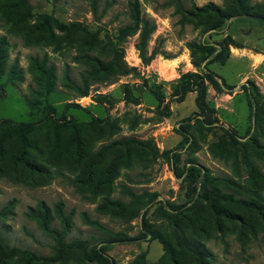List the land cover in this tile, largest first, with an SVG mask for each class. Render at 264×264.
I'll return each instance as SVG.
<instances>
[{
    "label": "rangeland",
    "instance_id": "1",
    "mask_svg": "<svg viewBox=\"0 0 264 264\" xmlns=\"http://www.w3.org/2000/svg\"><path fill=\"white\" fill-rule=\"evenodd\" d=\"M96 1L92 8L88 0H27L30 16H24L13 1L0 0V38L6 43L0 77V121L39 124L51 118L56 123H76L84 127L88 152L120 138L134 137L150 140L155 155L150 152L143 156L134 148L131 162L119 169L109 186L95 189L81 182L77 163H58L59 157L47 163L53 155L51 148L39 132L33 134L45 152L36 158L48 172L32 175L20 169L10 176L0 173V234L9 246L32 252L38 259L26 262L15 256L7 264H97L81 258L77 249L55 258L53 237L35 218L26 215L30 207L43 212L40 203L49 208L51 227L58 230L56 211L61 203L62 213L69 220L66 243L84 240L89 251L103 246L113 264H200L195 257L183 255L176 245V223L186 226V237L201 245L204 264H264V21L233 17L219 33L204 32L201 24L182 21L179 10L186 12L210 2L226 10L236 5L235 1L137 0L141 16L154 25L147 44L153 58L148 64L140 61L136 32L120 44L121 61L128 72L86 77L84 83L97 50L84 43L83 31L95 33L104 46L115 42V29L129 21L133 0ZM244 2L252 10L264 4V0ZM200 40L212 45L225 43L229 51L224 63L210 58L201 62L204 65L207 61L206 68L215 80L214 84L205 82V112L195 103L196 91L175 89L181 74L199 71L191 63L187 44ZM104 56L109 58L108 50ZM31 57L45 58L46 67L54 74L52 91L33 106L28 103L36 86L29 70ZM12 68L17 72L14 79L9 77ZM86 87L87 95L79 96V89ZM202 115L204 122L199 125L196 118ZM107 122H114L117 130L110 132ZM97 126L103 129L102 134ZM224 129L237 136L239 143L233 145ZM184 131L193 136L197 147L183 141ZM52 148L55 154V145ZM170 150L178 155V161L164 153ZM190 154L207 173L221 180L222 191L234 198H253L261 204L260 210L222 203L229 213L213 216L207 202L196 194L197 208L187 209V182L183 174L175 177L172 170L181 171ZM249 161L262 175L255 183L249 174ZM125 188L135 195H157L146 212V225L141 224L142 208L130 221L97 209L104 198L130 201ZM170 206H179V210ZM84 213L100 227L86 223ZM147 228L158 230L174 246L177 261L165 252L159 239L150 238ZM138 235L145 237L119 241L123 236Z\"/></svg>",
    "mask_w": 264,
    "mask_h": 264
},
{
    "label": "trees",
    "instance_id": "2",
    "mask_svg": "<svg viewBox=\"0 0 264 264\" xmlns=\"http://www.w3.org/2000/svg\"><path fill=\"white\" fill-rule=\"evenodd\" d=\"M13 1V5L20 9L24 16H30V6L27 0H10ZM91 7L94 8L96 5V0H88ZM235 4L233 7L223 10L212 2L202 5L201 7H194L186 12L179 10L181 15V20L184 22L201 24L203 31L216 32L219 33L222 27L227 24V21L231 18H255L258 21H264V4L263 6L257 7V9L252 8L244 2V0H233ZM129 21L124 25L118 26L115 29L114 36L115 42L109 41L108 45L104 46L93 32L84 30L85 36L83 37L84 43L88 47L97 50L96 55L92 56L90 62V72L89 76L83 77V82L86 83V77H98L101 74H109L115 71L117 74H125L128 72V68L123 63L122 60V47L120 44L125 40V38L131 34L137 32V40L135 43V49L137 50L138 57L142 64H148L153 58L154 54L147 52V44L150 34L154 30V25L148 20L143 18L140 14L138 8L137 0H133L129 4ZM44 19H46L44 17ZM75 27H81L80 24H73ZM60 28L67 29L64 24H59ZM80 29V28H79ZM81 30V29H80ZM82 31V30H81ZM82 39V40H83ZM5 40L0 38V77L3 74V59L5 57V49L3 48ZM190 49L191 63L199 71L198 72H185L180 75L179 82L176 84L175 89L182 92L196 91L195 103L201 112H205L206 102L204 101L206 84L209 82L211 84L215 83L213 78V72L206 68L207 61L204 65H201L203 60L210 58V60H218L224 63L229 55L227 44L216 43L215 45L206 42L205 40H200V42H190L187 44ZM108 50L109 58L104 56L105 51ZM196 53H202L203 55L197 58ZM29 70L32 73L33 81L36 84L35 88H32V94L34 95L28 103L33 106L39 104L41 97H46L50 94L53 89L54 84V74L51 68H47L45 64V58L39 60L36 57H31L29 59ZM17 76V72L12 68L9 71V77L14 79ZM224 84V81L221 80ZM245 86V85H244ZM245 88H247L245 86ZM249 89V88H248ZM79 96L87 95V87L84 89H79ZM68 105V104H67ZM255 116L258 114L255 112ZM198 119L199 125H203V117ZM106 126L110 132L116 131L117 126L114 122H107ZM98 132L103 133L101 126H97ZM39 134L46 139V143L49 148H51L52 156L49 155L47 158V163H53L56 157H59L60 161H67L71 165L77 163L79 165L78 176L81 177V182L85 185L94 187L95 189H100L99 187H107L112 182V180L119 174V169L123 166H128L131 162V154L134 148L140 150L141 155L146 156L148 153L153 152L155 155V150L153 151V146H151L150 140H139L134 137L120 138L111 141L107 144H102L98 150L95 152H88L87 145L89 144L85 140L84 127L76 123H56V121L51 118L40 122L39 124H30L28 122H15L12 120H1L0 121V173H4L10 176L9 173H20V169L26 173H46L48 169L45 165L37 160V156L42 157L45 152L42 150L40 144L41 140H36L33 134ZM228 139L233 145L239 143L238 137L230 133V131L224 129ZM182 139L185 143L189 145H194L197 147L195 140L192 139V135L182 132ZM191 138V140H190ZM63 143L66 145L64 148ZM55 145V154L53 146ZM58 146H63L60 150ZM31 150H34L32 153ZM218 150L219 148H215ZM221 149V148H220ZM213 151V153H216ZM173 162L178 161V155L173 151H165ZM51 156V157H50ZM54 156V157H53ZM102 162V164H101ZM176 167V166H174ZM249 174L253 182H256L257 177H262L259 171L254 167V165L249 161ZM173 175L179 177L183 174L184 181L187 182L189 193L187 198V203L189 204L187 209L195 210L197 208L196 199H194L195 194L203 201L207 202L210 213L213 216H217L222 213H229L223 206L222 203H236L240 207L249 210H260V205L253 198H234L232 194L222 191L220 187V179L207 173V170L202 166L197 164L194 156L189 155V158L184 162L182 170L179 171L177 168H173ZM232 183H235L231 181ZM124 191L132 197L128 202H124L119 199L104 198L102 202L97 205V209L107 213L113 218H118L124 221H130L135 218L140 209L142 208V218L141 224L146 225L145 215L149 209V205L156 199L157 195L155 193L143 192L139 195H135L128 188ZM194 195V196H193ZM43 209L36 211L34 208H29L26 212L27 216L35 218L40 228L51 235L55 241L56 245V255L55 258H59L65 253L69 252L70 249H77L81 258H85L88 261L95 262L97 264H113L107 256L104 254V247H94L89 251L87 248V243L84 240L77 239L70 243L64 241V235L68 231L69 220L62 213L61 203L57 205L56 216L60 220L61 229L51 227L52 216L49 215V208L44 204L40 203ZM173 209L179 210V206ZM83 220L94 226L100 227V224L85 216L83 214ZM146 232L150 235V238L159 239L163 244L165 252L173 259L176 255L175 248L169 241L162 237L160 232L155 229L147 228ZM187 228L183 224L180 225L176 223V227L173 229L174 241L178 247L181 249L183 255H190L195 257L200 264H204L201 260L202 248L201 245L192 242L186 237ZM145 236H123L119 241H136ZM114 241V240H113ZM15 256H21L25 261H32L38 259V256L29 252L27 250H22L17 247L9 246L6 243L4 236L0 234V264H7V261Z\"/></svg>",
    "mask_w": 264,
    "mask_h": 264
}]
</instances>
